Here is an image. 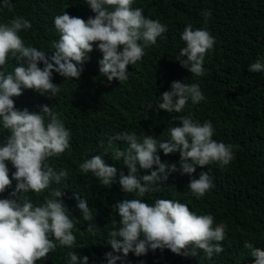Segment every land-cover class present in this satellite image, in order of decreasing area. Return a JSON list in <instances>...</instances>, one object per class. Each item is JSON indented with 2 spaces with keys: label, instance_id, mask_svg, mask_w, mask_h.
I'll return each instance as SVG.
<instances>
[{
  "label": "trees",
  "instance_id": "1",
  "mask_svg": "<svg viewBox=\"0 0 264 264\" xmlns=\"http://www.w3.org/2000/svg\"><path fill=\"white\" fill-rule=\"evenodd\" d=\"M86 0H11L12 10L0 7V23H7L17 16L31 23V28L18 35L25 46L35 47L50 57L53 42L59 40L54 18L66 12L87 21L95 18ZM3 0H0V5ZM133 9L141 8L143 16L158 20L166 26V32L157 37L156 43L144 49V56L127 66V80L107 79L99 73L102 53L93 44V51L83 65L78 79H64L52 73V83L61 86L55 98L51 94L41 96L32 90H23L13 97L16 110L27 109L40 113L42 106L52 108L70 132V148L58 156L46 159L45 164L57 173L68 172L66 179L40 193H22L34 206H39L57 188L63 191L62 200L76 222L72 229L76 240L72 247L60 246L36 261V264H68V252H74L78 260L88 258L87 264H109L106 254L112 252L107 241L113 230V221L119 222L114 207L119 202L141 199L150 205L156 199H172L187 204L197 215H212L213 227L223 223L225 239L219 242L224 249L208 258L197 249L196 256L175 255L168 249L136 256L130 252L116 264H254L251 243L264 251V72L252 73L249 66L258 59L264 62V0H133ZM210 11L205 21L202 13ZM191 24L193 30L205 29L215 40L212 49L205 54L203 76H195L176 61L185 47L180 39L184 29ZM142 43V41L140 42ZM122 50V49H121ZM18 61L9 55L0 68L5 74L14 71ZM43 69V64H38ZM173 82L198 84L204 99L192 103L189 99L181 113H168L157 109L160 97L170 91ZM151 106V107H150ZM191 115L201 125L208 121L213 126L212 140L233 146L234 158L226 166L218 162L204 168L197 167L191 175L180 171L170 173L168 179L158 183V192H148L138 197L135 192L126 193L119 185V173L128 169L122 159H114V151L126 150L124 141L109 139L121 133H135L165 142L170 139L168 129L179 126L176 117ZM49 118L45 117V125ZM9 131L0 123V147L6 144ZM94 155H101L105 163L117 168L115 182L108 187L100 184L92 173H83L79 165ZM157 155L162 163L175 164L179 169V152ZM9 178L15 172L10 161L5 162ZM138 168V175H149L156 170ZM202 172H209L212 187L197 199L188 189L190 180L199 179ZM16 181L0 193V199L11 198ZM85 199L92 221H84L77 208L76 196ZM95 226L88 231L89 225ZM143 239V235L139 237ZM121 255L122 253H113Z\"/></svg>",
  "mask_w": 264,
  "mask_h": 264
},
{
  "label": "clouds",
  "instance_id": "2",
  "mask_svg": "<svg viewBox=\"0 0 264 264\" xmlns=\"http://www.w3.org/2000/svg\"><path fill=\"white\" fill-rule=\"evenodd\" d=\"M95 13V18L87 21L64 12L54 18V26L59 40L53 42L54 51L50 57L35 47L25 46L18 35L21 30L31 28V23L17 16L7 23H0V68L8 61L9 55L18 61L14 71L5 74L0 71V123L9 131L6 144L0 147V193L16 181L11 198L0 199V264H36L50 251L60 246L72 247L76 237L72 229L76 222L61 199L63 191L59 188L50 192L39 206H34L22 193H40L55 181L59 184L66 179L68 172L57 173L45 161L58 156L70 148V132L65 129L59 114L52 108L42 106L40 113L27 109L16 110L13 97L22 95L23 90H32L41 96L51 94L55 98L61 86L53 84L52 73L62 78L78 79L83 65L93 51V44L102 53L99 60V73L108 82L127 80V66L135 64L144 56V49L156 43L157 37L166 32V26L158 20L143 16L141 8L133 9V0H86ZM0 7L12 10L11 0H3ZM205 21L211 12L202 13ZM180 39L185 47L180 50L176 61L182 68L195 76H203L202 67L205 54L212 49L215 40L205 29L193 30L189 24ZM142 41V43H140ZM122 49V50H121ZM43 64V69L38 64ZM252 73L264 72V62L257 60L249 66ZM189 99L199 103L204 99L198 84L173 82L170 91H165L157 109L168 113H181ZM151 107V106H150ZM45 117L49 122L45 125ZM179 126L168 129L170 139L157 142L150 136L135 133H121L109 139L127 143L126 150H115L114 159H122L128 169L127 175L119 173V185L126 193L135 192L143 197L148 192H158L156 187L168 179L170 173L180 171L181 175L191 176L197 167L204 168L213 162L221 167L234 158L233 146L218 143L211 139V122L202 125L191 115L175 118ZM162 150L165 156L179 152V169L175 164L162 163L157 155ZM6 161L15 168L12 178ZM149 175H138L139 169H152ZM81 172L92 173L104 187L111 186L117 177V168L105 163L101 155H94L79 165ZM212 187L209 172H202L199 179H192L188 189L197 198H202ZM77 208L84 221H92L93 215L85 199L78 195ZM118 212V226L113 221L107 243L112 252L106 254L109 264H116L122 257L132 252L142 256L153 251L168 249L175 255L196 256L197 249L203 250L208 258L224 251L219 242L225 239V225L213 227L212 215H197L185 203L172 199H156L154 204L134 198L124 200L114 206ZM95 226L90 224L88 231ZM143 235V239L139 237ZM244 247L251 249L254 264H264V251L256 249L251 243ZM113 253H122L113 255ZM68 264H87L88 258L78 260L74 252H68Z\"/></svg>",
  "mask_w": 264,
  "mask_h": 264
}]
</instances>
